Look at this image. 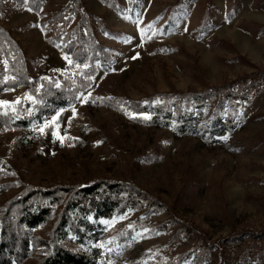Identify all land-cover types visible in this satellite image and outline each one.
<instances>
[{"label":"rangeland","instance_id":"374dc122","mask_svg":"<svg viewBox=\"0 0 264 264\" xmlns=\"http://www.w3.org/2000/svg\"><path fill=\"white\" fill-rule=\"evenodd\" d=\"M74 5L109 55L105 67L76 63L68 44L55 40L51 15ZM0 27L17 42L25 69L13 62L21 74L30 69L38 91L45 81L86 83L63 111L26 130L0 129V249L10 247L15 264H41L49 255L63 206L28 231L17 210L23 189L56 195L98 181L130 184L153 211L101 219L85 245L72 236L61 247L95 264H264V0H24L0 7ZM0 65L9 84L0 101L10 102L0 112L27 107L23 117L31 116L37 102L27 87L8 83L19 80L7 60ZM217 89L236 98L235 128L215 139L220 144L178 138L131 109L165 94ZM58 112L63 143L52 136ZM210 247L215 258L207 260Z\"/></svg>","mask_w":264,"mask_h":264},{"label":"trees","instance_id":"16d2710c","mask_svg":"<svg viewBox=\"0 0 264 264\" xmlns=\"http://www.w3.org/2000/svg\"><path fill=\"white\" fill-rule=\"evenodd\" d=\"M5 1L0 0V7L8 8V10L17 5L20 7L24 5V0ZM101 1L105 2V0ZM27 5L33 11H38L37 6L32 2H28ZM132 8H137V6ZM66 16H69L67 21ZM71 16H78L76 5L70 9L68 6H63L53 12L50 22L54 23V30L59 32L55 40L68 44L64 47V51L73 54L76 63L87 62L93 65L94 62H98L105 67L109 63V55L105 53L106 51L95 38L93 25L85 15H79L75 27L68 30L67 24L72 20ZM60 23L66 28L59 29L57 25ZM20 56L22 54L17 42L12 39L9 31L0 27V60H7L9 75H14L19 80V82L8 83L16 84V87H27L35 100L34 106L38 104L35 112L29 117H23L28 110L27 107L19 108L16 113L3 114L0 112V129H28L31 122L48 118L56 110L72 105L75 102L76 93L83 89L80 87L86 85L82 78L73 84L65 81L62 88H56L55 82L45 81L41 91H38L36 85L38 82L31 81L30 69L21 74L13 62V58H16L19 68L25 69L23 62L19 59ZM2 77L3 71L0 68V91L9 85L1 82ZM229 97V92H224L223 89L209 93L165 94L159 98L146 100L147 103L143 101L135 103L131 109L135 113L149 115L150 118L146 120L147 125L156 129L169 130L178 138L192 137L207 144H220L221 141L215 139L235 128L232 110L236 98L229 99ZM23 191L22 196L17 199V210L20 214V225L28 231L45 225L55 209L63 203L61 217L54 231V240H52L54 244L41 264H95V259L91 255L73 253L61 247L62 243L69 237L75 236L78 243L85 245L89 232L100 227L101 219L114 218L128 209L146 212L153 207L152 204L146 205L141 195L130 184L121 182L98 181L76 189H64L62 194L56 195L53 191H35L32 188H24ZM142 217L146 216L141 215L138 222L143 219ZM205 251L207 260L215 258L212 247ZM0 252V264H15L14 260L18 261L17 257L11 255L10 247L7 249L1 247ZM190 256L191 253L183 259L189 260Z\"/></svg>","mask_w":264,"mask_h":264},{"label":"snow or ice","instance_id":"6c2138e0","mask_svg":"<svg viewBox=\"0 0 264 264\" xmlns=\"http://www.w3.org/2000/svg\"><path fill=\"white\" fill-rule=\"evenodd\" d=\"M139 54L137 53L136 55H134L132 58L135 59ZM66 60H68V63L71 64L72 63V60H70L68 57H65ZM79 67V65L77 66ZM84 67H88L87 65H84ZM87 79H92V77H87ZM29 99H31V97H29ZM87 96L84 97L83 100H81L82 103H85L87 102ZM18 102V101H17ZM147 103V102H145ZM155 103V101H154ZM10 102L9 101H0V105H9ZM13 111H15V109H13ZM61 111H63V109H61ZM73 115H75V109H73ZM133 116L136 115V114H132ZM140 115H143L145 119H148L149 117L147 116V114H140ZM59 116V112L56 114V116H53L52 118V121H53V128H52V136L59 139L61 143H63L65 137L60 135L58 129L60 127V125L58 123H56V119L57 117ZM45 127H48V124L45 123L44 126H42L40 129H38L39 131H41L43 133L44 131V128ZM103 223H105L107 226L111 227V224L109 221H103ZM101 247H103V245L101 244Z\"/></svg>","mask_w":264,"mask_h":264}]
</instances>
